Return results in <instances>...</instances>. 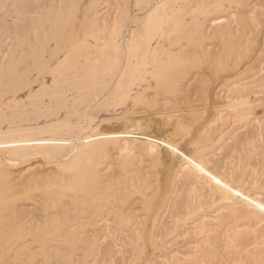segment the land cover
Here are the masks:
<instances>
[{
	"label": "rangeland",
	"instance_id": "374dc122",
	"mask_svg": "<svg viewBox=\"0 0 264 264\" xmlns=\"http://www.w3.org/2000/svg\"><path fill=\"white\" fill-rule=\"evenodd\" d=\"M162 1L0 0V137L12 138L11 144L0 142V168L17 185L15 194L0 197V218L10 217L13 208L27 220L26 226L50 216L58 219L56 229L46 235L25 230L21 238H9L0 264H23L29 258L42 264L44 250L69 256L71 264H252L251 257L264 251L259 231L264 222L251 215L238 220L229 215L264 204V0H174L169 17L149 39L146 57L136 50L129 53L125 43L145 33L146 17ZM242 9L258 20L242 44L245 56L235 61L237 56L231 59L225 48L227 38L212 37L207 21L223 16L227 20L222 27L231 26L238 36L242 27L236 15ZM194 36L203 37L205 48L212 52L224 44L222 67L215 69L204 55L194 62L184 61L183 77H173L178 71L175 59L185 52L194 54L190 41ZM115 39L119 51L113 47ZM85 41L89 47L82 50ZM95 47L105 49L107 58L102 64L94 59L87 68L85 55ZM8 66L10 72L4 73ZM168 80L175 82V89L168 87ZM125 81L129 91L123 95L117 86ZM143 97L148 104L141 102ZM240 100L247 104L232 106ZM98 126L114 130L107 132L109 136L104 133L111 141L106 158L97 157L100 173L118 177L124 171L126 176L146 171L151 187L134 190L123 203L99 211L91 203L78 213L63 211L68 192L56 207H44V188L55 185L56 179L70 178V172L60 171L59 165L75 152L85 154L80 140L93 136ZM25 132L31 135L28 141L17 143ZM46 141L53 145L47 146ZM168 145L178 148L174 156L169 155ZM159 153L164 155L154 166L151 161ZM199 162L202 176L196 177V172L188 176L187 170ZM28 175L41 176L44 185L29 184ZM210 218H217L219 224H209ZM241 230L249 240L246 246L231 245L230 238ZM74 232L85 236V241L76 244ZM217 234L221 255L204 261L206 239ZM24 245L27 250L22 252ZM27 254L33 257L24 260ZM57 258H51V264Z\"/></svg>",
	"mask_w": 264,
	"mask_h": 264
},
{
	"label": "bare ground",
	"instance_id": "6f19581e",
	"mask_svg": "<svg viewBox=\"0 0 264 264\" xmlns=\"http://www.w3.org/2000/svg\"><path fill=\"white\" fill-rule=\"evenodd\" d=\"M174 0H163L161 3L160 2H157L153 8H152V11L151 13L149 12V16L146 17L147 19V23H145V33L144 34H141V35H134L132 36L129 40H127V42L125 43L126 47H127V51H129V53H131V51L133 50H136L141 56H145L144 53H146L147 49H148V46L150 45L149 44V39L151 38V36L155 35L156 33V30L158 27H160L163 22L165 21L166 18L169 17L170 13H171V9H172V4H173ZM176 4V3H175ZM246 9V7H245ZM245 9H242L240 11L237 12V17H238V23L241 24V27H242V31L241 33H239L240 35L235 36L233 35V30L231 28V26H224L222 27V25L224 24V21H226L227 19L224 18L223 16H220V15H216V16H212L211 18H209V20L207 21L208 24H209V33L212 37L214 38H227L226 40V44H225V48H227V51L229 50L231 52V59L235 56H237V58H235V61L236 60H239V58H242V56H245L244 54V51H246L245 47L242 46V44L244 43L245 39H248V37L246 36V34H248L249 32L251 33V30L254 26H256L257 24V21L258 19H255L254 17L252 18V16L250 17L248 14L249 13V10H245ZM252 11V10H251ZM216 12V11H215ZM148 14V13H147ZM178 14V13H177ZM173 15V14H172ZM230 16L234 15L233 14H229ZM210 16V15H209ZM257 18V17H256ZM174 19V18H173ZM177 19V18H175ZM231 19V18H230ZM178 20V19H177ZM179 21V20H178ZM206 21V20H205ZM203 21V22H205ZM177 22V21H176ZM234 22V20H233ZM173 24V22H171ZM223 23V24H222ZM169 24V23H168ZM171 24V25H172ZM205 24V23H204ZM165 25V24H164ZM170 25V26H171ZM207 25V24H206ZM205 25V26H206ZM166 26V25H165ZM169 26V25H168ZM167 26V27H168ZM201 26V25H200ZM170 29V27H168ZM204 28V26H203ZM207 28V26H206ZM144 29V28H143ZM166 31L168 32L167 28H165ZM201 30V29H200ZM118 31V30H117ZM144 31V30H143ZM142 31V32H143ZM198 31V30H197ZM197 31L195 32L196 35H197ZM206 31V30H205ZM204 31V32H205ZM253 31V30H252ZM199 32V31H198ZM203 32V31H202ZM134 33V32H133ZM140 33V32H139ZM206 33V32H205ZM208 33V31H207ZM118 34V33H117ZM203 34V33H202ZM164 35V34H163ZM179 35V34H178ZM199 35V33H198ZM208 37L210 38L211 36H209V34H207ZM96 37V35H95ZM205 38L206 35L204 36ZM155 38V37H154ZM202 38H199L198 36H194L192 37V39L190 40L191 41V51H193V55H189V52H185L184 55L182 56H179L176 60V62H174L176 68L178 69V71L176 72V75H173V77H178V79L180 78V76L183 77L184 75V68L182 67V63L186 60H190V61H196L197 59H200L202 58V56H207L211 59L212 62H210V64L212 65L213 63V67L215 69H219L221 68L222 64H221V60L223 59V56H226L224 55L225 54V50L223 49L224 48V44L223 43H220L221 45V49L217 52H212L209 48L206 49L205 46L206 44H204L202 42ZM213 38V39H214ZM152 39V38H151ZM208 39V38H207ZM99 40V39H98ZM222 41V40H220ZM223 42V41H222ZM105 44V43H104ZM81 45V44H80ZM94 45V44H93ZM106 45V44H105ZM156 45V44H155ZM154 45V47H155ZM82 46V45H81ZM80 46V47H81ZM92 46V45H91ZM83 49L84 50L85 48L89 47V43L88 41L83 44ZM113 47L115 48V50L117 49L119 51V48H118V44H117V40L115 39L114 40V43H113ZM120 47V46H119ZM151 47V46H150ZM79 48V47H77ZM93 48V46H92ZM96 49H91L90 52L88 54H84L85 55V62H83V66L87 67V68H91V66H93V60L94 59H97L99 60L102 64L103 62V59L104 57H106L103 53V50L99 48V50L97 49V47H95ZM104 48V47H102ZM245 48V49H244ZM79 50V49H78ZM116 50V51H117ZM158 51V50H157ZM152 52V51H151ZM156 51H154V54H155ZM77 53V52H76ZM75 53V55H77ZM106 53V52H105ZM149 53V52H148ZM71 54V53H70ZM69 54V55H70ZM80 54V53H79ZM128 54V52H127ZM138 54V55H139ZM151 54V53H150ZM73 55V56H75ZM131 55V54H130ZM139 55V56H140ZM148 55V54H147ZM152 55V54H151ZM165 55V54H164ZM171 55V54H170ZM72 56V55H70ZM72 56V57H73ZM110 56V55H109ZM138 56V57H139ZM154 56V55H153ZM156 56V55H155ZM162 56V55H161ZM169 56V54H168ZM71 57V58H72ZM77 57V56H76ZM117 57V56H116ZM130 57V56H129ZM146 57V56H145ZM144 57V59H145ZM164 57V56H163ZM70 58V59H71ZM84 58V56H83ZM107 58V57H106ZM111 58V57H110ZM118 58V57H117ZM128 58V57H127ZM141 58V57H140ZM225 58V57H224ZM112 59V58H111ZM129 59V58H128ZM153 59V58H152ZM160 59V58H159ZM76 60V59H75ZM78 60V59H77ZM138 60H140L138 58ZM70 61V60H69ZM95 61V60H94ZM107 61V59H106ZM112 61V60H111ZM129 61V60H128ZM152 61V60H151ZM159 61V60H158ZM162 61V60H161ZM12 62V61H11ZM71 62V61H70ZM74 62V61H73ZM72 62V64H73ZM109 62V61H108ZM119 62V61H118ZM141 62V61H140ZM164 62V61H163ZM202 62V61H201ZM76 63V61H75ZM95 63V62H94ZM110 63V62H109ZM160 63V62H159ZM71 64V65H72ZM77 64V63H76ZM99 64V63H98ZM139 64V63H138ZM157 64V63H156ZM163 64V63H162ZM221 64V65H220ZM10 65V64H9ZM68 65V64H67ZM70 65V66H71ZM95 65V64H94ZM118 65V64H117ZM116 65V66H117ZM126 65V64H125ZM66 66V65H65ZM75 66V65H74ZM80 66V65H79ZM103 66V65H102ZM106 66V65H105ZM157 66V65H156ZM163 66V65H162ZM170 66V65H168ZM13 67V65H12ZM67 67V66H66ZM69 67V65H68ZM77 67V66H76ZM82 67V65H81ZM100 67V66H99ZM115 67V66H114ZM118 67V66H117ZM159 67V66H158ZM171 67V66H170ZM169 67V68H170ZM210 67V66H209ZM7 68V67H6ZM104 69V67H102ZM116 68V67H115ZM115 68L113 70H115ZM126 68V67H125ZM133 68V66H132ZM156 68V67H155ZM167 68V67H166ZM204 68V67H202ZM11 69L9 66L8 68L5 70H3L4 73H9ZM94 69V68H93ZM159 69V68H158ZM171 69V68H170ZM209 69V68H208ZM111 70V69H110ZM109 70V71H110ZM129 69L126 68V71H125V74H127L129 71ZM165 70V69H164ZM203 70V69H201ZM207 70V69H205ZM204 70V72H205ZM85 71V70H84ZM108 72V70H106ZM173 71V70H172ZM171 71V72H172ZM92 72V71H90ZM111 72V71H110ZM163 72V71H162ZM208 72V71H207ZM210 72V71H209ZM109 74V73H107ZM124 74V73H123ZM210 74V73H209ZM76 75V74H75ZM122 75V74H121ZM202 75V74H201ZM204 75V74H203ZM89 76V75H88ZM127 76V75H126ZM167 77V76H166ZM172 76L170 75L169 78H171ZM70 78V77H68ZM72 78V77H71ZM85 78V77H84ZM83 78V79H84ZM89 78V77H88ZM88 78H85L86 80H88ZM91 78V77H90ZM124 78V77H123ZM122 78V79H123ZM164 79H166L164 77ZM168 79V78H167ZM205 79V78H204ZM69 80V79H68ZM125 80V79H123ZM77 81V79H76ZM85 81V80H83ZM119 81V80H118ZM127 81H128V78H127ZM163 81V80H161ZM129 82V81H128ZM128 82H124V85L121 84V85H118L117 88H120V90L122 91L121 93L123 95H126L128 93ZM160 82V81H159ZM74 83H75V80H74ZM73 83V84H74ZM78 82H76L77 84ZM80 83V82H79ZM81 83H83L81 81ZM117 83V81H116ZM168 83V87L170 89H173L174 88V83L172 80H168L167 81ZM74 84V85H76ZM118 84V83H117ZM120 84V83H119ZM120 86V87H119ZM173 87V88H172ZM175 89V88H174ZM56 90V89H55ZM116 90H119V89H115ZM169 90V89H168ZM172 91V90H171ZM175 91V90H174ZM116 92H114V89H113V94H116ZM144 98V97H143ZM242 99V98H241ZM147 100V99H146ZM145 100V98L142 100L141 99V102L143 101L144 103L148 104L149 102H147ZM245 101H234L232 103V106L233 107H237L241 104H244ZM247 104V103H245ZM231 106V105H230ZM243 106V105H242ZM1 117V116H0ZM170 118V117H169ZM91 122V121H90ZM178 126V131L179 133H181V130H182V126H180L179 124H177ZM108 126V125H107ZM110 126V125H109ZM114 126V125H113ZM255 127V126H254ZM27 129V128H26ZM29 129V128H28ZM32 128H30L31 130ZM95 129V128H94ZM113 128H104L102 129L101 126H98V129L95 131V132H91V133H94L93 136L91 135H88L86 137L83 136L81 143L79 144L80 146H85V151H84V148H83V151L86 153H88V156H86L85 154L82 153V150L81 152H75L70 160H68L67 162L59 165V170L60 171H69L70 172V178L67 179V180H60L59 179H56L54 180L55 181V185L53 186H50V188H44V193H45V202L43 204L44 207L46 206H53V207H56L57 205H59V202H57V200L60 199V197L63 196V194L65 192H68L66 193V195L69 197V200L68 202L66 203V205H62V210L63 211H66V210H71L73 212H76L78 213L79 211L82 210H85L84 207L86 204H90L89 206L93 205L96 209H98V211L102 208H107L109 206H111L112 204H116V203H123L124 201H126V198L128 197L129 193L132 192V191H140L141 190H145V189H148L151 187L152 185V182H151V178H150V175L147 174V172L143 171L142 173H140L138 170L139 173H133L131 174L130 176H126L125 171L123 169V166L122 165V169L124 172H121L119 174L118 177H115L114 175L111 174V177H107L105 175V177L107 179H104V175H102L100 173V170L99 168L97 167L98 163L97 162V157H103L106 155L107 151H108V143L111 141L110 138H106L104 133H111L109 130H111ZM257 129V131L259 129H261L260 127L258 128H255ZM111 131H114V130H111ZM15 132V131H14ZM89 132V131H88ZM18 133V132H16ZM26 133V132H25ZM31 133V132H30ZM164 133V132H163ZM90 134V133H89ZM108 134V133H107ZM106 134V135H107ZM114 134V133H113ZM18 135H21L20 132L18 133ZM22 135H24L22 133ZM21 135V136H22ZM104 135V136H103ZM8 136V135H7ZM31 135H29L28 133L25 134V136L23 138H21L20 136H18V139H17V143L20 144V141L21 142H26L28 141V139L30 138ZM109 136V134H108ZM112 136V135H111ZM5 138H1L0 137V142H2L1 140L7 142L9 141V143L11 142L12 143V138L11 137H8L6 138V136H4ZM92 137V138H90ZM165 136H163L164 138ZM170 138V137H169ZM114 139V138H112ZM117 139V138H116ZM160 139V137H159ZM165 139V138H164ZM136 140V139H135ZM166 140V139H165ZM116 141V140H115ZM4 142V143H5ZM8 143V142H7ZM10 143V144H11ZM15 143V141L13 142ZM23 143V144H24ZM47 143V146L52 144L53 145V142L52 141H46ZM45 143V144H46ZM128 143V142H126ZM19 144L16 146V148L19 146ZM22 144V145H23ZM44 144V145H45ZM111 144V143H110ZM3 146V144H0ZM7 145V144H6ZM13 145V144H12ZM78 145V146H79ZM124 145V144H123ZM128 145V144H127ZM133 145V144H132ZM172 145V144H171ZM169 146V145H168ZM5 147V146H4ZM21 147V146H20ZM126 147V146H125ZM124 147V150L126 149ZM132 147V146H131ZM170 147V150H171V154L169 155H173L174 156V153L178 152V148L176 146H169ZM78 148V147H77ZM128 148H130V146H128ZM74 149V148H73ZM76 149V147H75ZM131 149V148H130ZM172 149H175V151H173ZM15 150V149H14ZM21 150V148H20ZM77 150V149H76ZM19 151V150H18ZM110 151V150H109ZM74 152V150L72 151ZM164 155V154H162ZM160 153L158 156H156L154 158V160L151 161V163L154 165V166H158L159 165V158H161L162 160V156ZM172 157V156H171ZM106 158V156H105ZM104 158V159H105ZM170 158V157H169ZM102 160V159H101ZM164 160V159H163ZM100 161V159H99ZM195 162V161H193ZM124 164V162H122ZM196 163V162H195ZM195 163H193V166L191 165V167L187 170V174L188 176H191V174L195 173L196 172V177H201L202 174H200L202 171L201 169L203 170V163L199 162L197 163V166H195ZM199 164V165H198ZM121 165V164H120ZM125 165V164H124ZM58 168V167H57ZM198 169L199 170H194V169ZM102 170V169H101ZM141 171V170H140ZM102 172V171H101ZM103 173V172H102ZM127 173V172H126ZM105 174V173H104ZM128 174V173H127ZM28 177V178H27ZM26 178L27 180L29 181V184L30 182L33 183V184H42L44 185V181L39 177L35 176V175H28ZM195 177V178H196ZM207 177V176H206ZM205 177V178H206ZM210 177V176H209ZM26 180V179H24ZM23 180V181H24ZM25 182V181H24ZM15 181H14V177H11L10 174H8L5 170H3L2 168H0V197L1 196H5V198H8V196H10V194H15L14 191L16 189V186H15ZM28 185V183H27ZM47 185V184H46ZM29 186V185H28ZM31 186V185H30ZM40 186V185H39ZM48 186V185H47ZM26 187V186H25ZM28 188V187H27ZM220 186H217V189H219ZM27 193V192H26ZM14 196V195H13ZM4 199V198H3ZM9 200V199H8ZM9 203V202H8ZM12 203V202H11ZM148 203V202H147ZM150 203V201H149ZM13 205V204H12ZM258 205H262V204H258ZM258 205L251 209V210H244V209H239V210H236V211H232L230 215V217L232 218H235L237 219L238 217H244L246 216V218H248V215H251L253 218H255L254 220L258 219V221H260L261 223V220L264 222V212L261 211L260 207H258ZM13 207V206H12ZM1 208H3V206L1 205ZM91 208V207H90ZM89 208V210H90ZM151 208V207H149ZM7 209V208H6ZM11 208H9L8 210H10ZM1 210V209H0ZM5 211V209H3ZM2 210V211H3ZM88 210V211H89ZM93 210V209H92ZM95 210V209H94ZM104 210V209H103ZM106 210V209H105ZM3 211V212H4ZM87 211V209H86ZM97 211V210H96ZM2 212V213H3ZM11 216L7 217V218H0V251L4 249V245L6 246L7 244L6 243H9V238L12 240V239H19L21 238L23 235H24V231L27 230L28 233H33V232H38L39 234H43V235H46L48 234L49 232H53L54 229H56L57 227V216L56 217H47L43 220V222H35V224H30L29 226H26L27 224V220H23L22 217H21V213L19 214V212L17 213L16 210H14L12 208L11 211ZM1 213V215H2ZM61 213V212H60ZM64 214H66V212H63ZM75 213V214H76ZM81 213V212H80ZM98 213V212H97ZM103 213V212H102ZM4 215V214H3ZM119 216H121L120 214H118ZM61 216H63V214H61ZM60 217V216H58ZM66 217H69V216H66ZM65 218V217H64ZM73 218V217H72ZM89 218V217H88ZM86 217V219H88ZM202 218V217H201ZM226 218V217H225ZM224 218V219H225ZM250 218V217H249ZM63 219V218H62ZM67 219V218H66ZM71 219V218H70ZM219 219V217H218ZM222 219V218H220ZM228 219V218H227ZM251 219V218H250ZM68 220V219H67ZM75 220V219H74ZM89 220V219H88ZM226 220V219H225ZM233 220V219H231ZM238 220V219H237ZM241 220V219H240ZM78 221V220H76ZM227 221V220H226ZM235 221V220H234ZM233 221V222H234ZM73 222V221H72ZM79 222V221H78ZM76 222V223H78ZM211 225L213 226H216L217 224H219L218 222H220V220L217 222V218H210V221H209ZM229 222V221H228ZM74 223V222H73ZM85 223V222H84ZM256 223L258 224V222L256 221ZM255 223V224H256ZM62 224V223H61ZM67 224V223H65ZM79 224V223H78ZM81 224V223H80ZM208 224V223H207ZM256 224V225H257ZM201 225V223H200ZM65 226V225H64ZM73 226V224H72ZM71 225L69 227L73 228ZM75 226V224H74ZM208 226V225H206ZM68 225H67V229L69 228ZM60 228V227H59ZM70 229V228H69ZM62 230H64V228L62 227ZM71 230V229H70ZM69 230V231H70ZM61 230H59L60 232ZM68 231V230H67ZM68 231V232H69ZM223 231H226V230H223ZM258 231V230H257ZM259 231H260V236L263 237V240H264V223L263 225L261 226V230L259 228ZM58 232V230H57ZM66 232V229L64 231V233ZM219 232V231H218ZM56 233V232H55ZM62 232V235L64 234ZM67 233V232H66ZM224 233V232H223ZM61 234V233H60ZM73 234V233H71ZM218 235V234H217ZM215 235L216 237H210V238H207L206 239V246H205V250H203V252L201 253L202 254V258L204 261H209V260H212V261H215L217 259H219V256L221 255V249L223 247L220 246V243H219V240L221 239H218L220 237V235ZM225 235V233H224ZM38 236H41V235H38ZM227 236V235H226ZM73 238V240L76 242H83L85 241V236L83 235H79V233L76 234V232H74L73 236H71ZM218 237V238H217ZM225 237V236H224ZM231 237V236H230ZM249 237V236H248ZM87 238V237H86ZM221 238V237H220ZM226 238V237H225ZM254 238V237H253ZM71 240V239H70ZM93 242L95 243V240L92 239ZM246 236L244 234V232L239 231V232H235L234 235H232V237L230 238V243L231 245L233 243H235L237 246H244V242L246 241ZM68 241V240H67ZM74 241L72 242V245L74 243ZM89 241V238L86 239V242L85 243H88ZM91 241V240H90ZM249 241V240H247ZM252 241V240H251ZM68 243V242H67ZM71 243V241H70ZM84 243V244H85ZM91 244V242H89ZM88 243V245H89ZM250 243V242H249ZM11 244V243H10ZM71 245V247H72ZM92 245V244H91ZM87 246V245H86ZM90 246V245H89ZM94 245H92L93 247ZM246 246V245H245ZM257 246V245H256ZM88 247V246H87ZM90 246V248H92ZM6 248H9V246ZM221 248V249H220ZM258 248V247H257ZM22 249L24 251L27 250V245H24L22 246ZM258 249H261V248H258ZM264 249V248H263ZM262 249V250H263ZM261 251V250H259ZM103 252L105 254L109 253V248H104ZM253 252V250H252ZM2 253V251L0 252ZM31 253V252H30ZM32 254V253H31ZM31 254H27L25 255L26 257L23 258L24 260L31 256ZM41 257L43 258V261H42V264H51V258H53L54 256L55 257H58L56 259V264H71V261L68 257H64V256H59V253L56 252V254H54L53 252L50 253V252H46L45 250L42 251L40 253ZM62 254V253H60ZM104 254V255H105ZM34 255V254H33ZM37 255V254H36ZM65 255V254H64ZM67 255V254H66ZM33 257V256H31ZM36 257V256H35ZM177 261V259L179 258H175ZM22 260V261H24ZM38 260V259H37ZM192 262H194V260H192ZM251 262L252 264H264V251L261 252L258 256H252L251 257ZM38 263V262H37ZM36 263V259L35 261L31 258H29V260H25L23 264H37ZM52 263H53V260H52ZM55 263V262H54ZM244 264V263H243Z\"/></svg>",
	"mask_w": 264,
	"mask_h": 264
},
{
	"label": "snow or ice",
	"instance_id": "6c2138e0",
	"mask_svg": "<svg viewBox=\"0 0 264 264\" xmlns=\"http://www.w3.org/2000/svg\"><path fill=\"white\" fill-rule=\"evenodd\" d=\"M221 7H223V5H221ZM235 7L239 8V7H242V5L237 4V5H235ZM172 150L175 151V149H172ZM201 171H203V170L201 169ZM214 179H215V178H214ZM216 183L219 184L220 181H219V180H216ZM229 190H230V189H229ZM236 194L239 195V193H236ZM258 207H260L261 211L264 212V204H262V205H258Z\"/></svg>",
	"mask_w": 264,
	"mask_h": 264
}]
</instances>
